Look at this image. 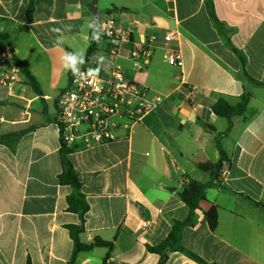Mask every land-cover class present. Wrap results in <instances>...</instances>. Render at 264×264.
I'll return each mask as SVG.
<instances>
[{"label":"crops","instance_id":"obj_1","mask_svg":"<svg viewBox=\"0 0 264 264\" xmlns=\"http://www.w3.org/2000/svg\"><path fill=\"white\" fill-rule=\"evenodd\" d=\"M92 1L35 0L28 23V0H0L3 48L41 89L34 93L22 75L12 94L0 87V137L19 134L0 142V264H157L158 255L146 246L159 244L173 222L186 217L179 193L189 179L206 185L217 225L211 231L196 209L179 245L206 264H264V209L254 203L264 204V0H95L100 20L113 12L117 30L132 42L154 37L144 70L127 59L130 44L115 64L160 101L120 130L118 140L67 155L89 206L81 221L67 210L70 187L57 180L62 165L54 116L73 69L65 55L80 57L77 67L84 60L111 67L102 37L85 58L96 24ZM229 44L243 54L244 71ZM169 51L179 52L181 67L167 63ZM243 94H249L247 110L232 117L225 133L227 121L211 106L220 98L233 106ZM217 141L228 161L213 173ZM71 225L82 227L81 243L98 238L112 248L80 252L71 262ZM164 264L200 263L173 251Z\"/></svg>","mask_w":264,"mask_h":264},{"label":"built area","instance_id":"obj_2","mask_svg":"<svg viewBox=\"0 0 264 264\" xmlns=\"http://www.w3.org/2000/svg\"><path fill=\"white\" fill-rule=\"evenodd\" d=\"M96 36L107 41L103 54L111 65L107 70L84 60L83 64L69 72V82L55 100L54 124L59 133L60 144L71 148H89L114 142L119 139V131L129 130L160 101L151 97L148 90L130 79L125 71L115 64L121 56L124 44H130L127 59L138 71L144 70L151 59L154 37H145L138 42L130 40V34L116 28L113 12H107L94 26ZM176 32L164 36L172 41ZM0 44V87L12 94V88L19 81L21 72ZM169 65L182 66L179 52L169 51L166 55ZM103 264H113L105 261Z\"/></svg>","mask_w":264,"mask_h":264},{"label":"trees","instance_id":"obj_3","mask_svg":"<svg viewBox=\"0 0 264 264\" xmlns=\"http://www.w3.org/2000/svg\"><path fill=\"white\" fill-rule=\"evenodd\" d=\"M35 0H28L27 7L25 10V18L28 23L32 22L33 20V13L35 10L34 5ZM209 17L211 18L213 24L220 29L222 24L216 18L213 9L209 10ZM6 40V34L0 33V44L3 46V42ZM97 43L96 34L94 28L89 32V46L86 50L85 58L91 55V53L95 49V45ZM230 45V44H229ZM65 49L70 51L67 47L63 46ZM232 52L237 56L241 67L244 71L245 65V58L243 54L230 45ZM71 52V51H70ZM11 61L17 66L21 72V75L27 80L29 86L32 88L34 93L37 95H41V89L37 84L35 78L32 74L28 71L27 66L20 62L15 56L10 57ZM245 77L249 79V81L253 83H258L249 78L245 73ZM249 100V94H243L240 96L239 102L235 105H229L224 99H218L212 106L211 111L212 113L220 118H223L227 121V129L225 131L228 132L232 126V117L241 115L247 110V104ZM19 134L16 135H8L4 137H0V142H4L7 138H17ZM15 140V139H13ZM216 147L218 150L219 158L215 163L213 173L220 170L223 163L228 161L227 155L222 150L219 142H216ZM71 148L65 147L61 145L60 148V158H61V165L62 170L57 175V180L60 185H66L70 187V193L66 197L67 202V210L71 213L76 214L81 221L83 220L84 215L89 209L88 203L86 201V197L81 192L82 182L79 177V172L72 166L71 162L69 161L67 155L71 152ZM205 189L206 185L200 183L198 181L189 179L183 187V190L179 193L180 200L185 204L187 207V215L183 220H175L172 224V227L166 237L157 245L155 246H146L147 251L150 253H154L158 255V263L157 264H164L167 255L169 252L178 251L185 254L187 257L193 259L194 261L200 264H206L202 259H200L195 254L185 251L179 245V237L183 227L192 225L193 224V217L194 212L196 209H200L203 213L204 221L206 222L208 228L213 231L217 225V206L208 201L205 198ZM256 205L261 206L264 209V204L256 203ZM69 230L70 237L73 241L74 248L71 255V262L74 260L75 256L83 251H88L95 247H104L110 250L112 248V242H105L98 238L94 239L89 244H83L79 241L78 235L82 231L81 226H67ZM27 264H29L27 262Z\"/></svg>","mask_w":264,"mask_h":264},{"label":"clouds","instance_id":"obj_4","mask_svg":"<svg viewBox=\"0 0 264 264\" xmlns=\"http://www.w3.org/2000/svg\"><path fill=\"white\" fill-rule=\"evenodd\" d=\"M63 62L66 67H71L73 70L76 69L77 65L82 62L80 57L73 55H65L63 58Z\"/></svg>","mask_w":264,"mask_h":264},{"label":"water","instance_id":"obj_5","mask_svg":"<svg viewBox=\"0 0 264 264\" xmlns=\"http://www.w3.org/2000/svg\"><path fill=\"white\" fill-rule=\"evenodd\" d=\"M90 8H91V11H92L93 16H94V22L98 23L99 20H100V14H99V12L97 10H95V0L92 1L91 5H90ZM6 53H7V56L10 58L11 52L9 51V49H6ZM11 64H12V61H10V60H7V61L3 62V65H6V66H9Z\"/></svg>","mask_w":264,"mask_h":264}]
</instances>
